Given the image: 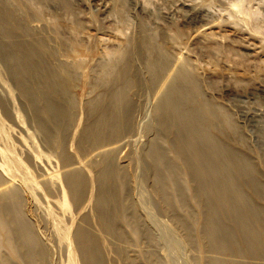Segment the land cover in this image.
Segmentation results:
<instances>
[{"label":"rangeland","instance_id":"374dc122","mask_svg":"<svg viewBox=\"0 0 264 264\" xmlns=\"http://www.w3.org/2000/svg\"><path fill=\"white\" fill-rule=\"evenodd\" d=\"M1 10L8 11L10 38L0 35V44L31 46L60 80L56 97L64 109L65 128L58 136L63 147L52 154L77 167L84 195L79 209L62 206L60 176L50 192L37 187L29 200L22 196L21 217L45 253L30 261L21 244L1 241L0 264H82L71 238L85 218L95 264H211L214 258L264 263L246 248L233 255L211 245L204 233V205L192 191L196 182L182 176L185 167H179L183 195L168 188V205L145 155L157 135V101L150 85L167 70L174 76L185 73L198 101L219 117L221 132L215 130L214 136L255 166L264 193V0H0ZM114 96L130 114L123 135L131 134L108 160L123 185L112 234L95 212L97 177L106 156L90 153L91 144L81 137L92 120L90 103L106 104ZM0 97L5 110L0 104V146L28 165L32 154L20 138L22 102L1 73ZM162 136L159 145L176 160L169 149L172 136ZM37 165L28 167L34 181L61 169L55 163ZM252 196L264 213V197Z\"/></svg>","mask_w":264,"mask_h":264},{"label":"bare ground","instance_id":"6f19581e","mask_svg":"<svg viewBox=\"0 0 264 264\" xmlns=\"http://www.w3.org/2000/svg\"><path fill=\"white\" fill-rule=\"evenodd\" d=\"M8 16V11H0L2 38H10ZM10 43L0 44V73L11 80L19 92L24 113L23 116L20 115V118H24L20 121L23 123L20 138L32 155H28V165L24 166L10 150L0 146V242L7 241L14 247L21 244L27 250L29 260L35 261L37 252H45L39 243L31 240L29 225L21 217L22 196L29 200L37 187L50 192L52 187L58 185L56 180L61 176L63 196L59 203L77 210L83 205L84 194L78 190L83 178L78 174L77 167L66 164L52 154L63 147L58 136L65 128V118L61 115L64 109L56 97L62 87L59 78L43 61L39 51L26 44ZM177 64L178 61L173 66ZM151 69L154 70L153 64ZM172 74V70H167L156 82L153 78L151 83H155L150 85V88L155 89L157 101L156 122L153 127L157 135L145 155L152 162L157 189L169 205L168 188L173 187L179 197L183 195L179 184L180 173L189 181L191 178L197 184L192 191L204 205V233L209 243L233 255L245 253L246 248L251 255L263 257L262 261L264 213L254 203L252 195L262 199L264 193L255 174V166L214 136L215 130L221 132L219 117L211 108L198 101L192 92L189 77L185 73H177L175 76ZM3 103L4 100L0 97L2 107ZM98 103L89 105V112L93 116L91 115L92 120L84 128L81 139L82 142L91 144L90 153L106 156L97 177L95 212L98 223L102 224L106 232L113 234V222L120 212L117 201L123 185L120 184L114 164L108 160L131 134L123 135L128 130L126 126L129 124L130 114L117 96L110 98L106 104L101 101ZM18 116L19 114L16 116L17 121ZM257 121L260 122L258 118ZM162 135L165 138L172 136L169 149L174 151L176 160H171L167 150L159 145L163 140ZM32 158L35 163H32ZM42 162L48 165L55 163L61 169L58 174L55 173L57 171L51 173L46 170L40 180L34 181L28 167L37 168V164ZM179 167L185 168L180 172ZM189 183L184 184V187H188ZM82 222L72 234L73 248L82 264H95L93 238L82 226ZM51 248L54 250V247ZM210 262L240 264L234 259L227 261L214 258Z\"/></svg>","mask_w":264,"mask_h":264}]
</instances>
